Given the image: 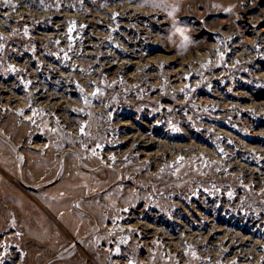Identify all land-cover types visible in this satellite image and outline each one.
I'll list each match as a JSON object with an SVG mask.
<instances>
[{"label": "rangeland", "instance_id": "rangeland-1", "mask_svg": "<svg viewBox=\"0 0 264 264\" xmlns=\"http://www.w3.org/2000/svg\"><path fill=\"white\" fill-rule=\"evenodd\" d=\"M122 238L264 264V0H0V264Z\"/></svg>", "mask_w": 264, "mask_h": 264}, {"label": "bare ground", "instance_id": "bare-ground-1", "mask_svg": "<svg viewBox=\"0 0 264 264\" xmlns=\"http://www.w3.org/2000/svg\"><path fill=\"white\" fill-rule=\"evenodd\" d=\"M124 240L125 239L122 238L121 240L111 243V246L106 248L110 253L108 264H118L120 262L119 261V258L121 257L120 251L125 244Z\"/></svg>", "mask_w": 264, "mask_h": 264}]
</instances>
